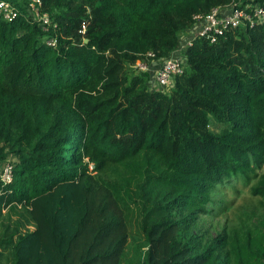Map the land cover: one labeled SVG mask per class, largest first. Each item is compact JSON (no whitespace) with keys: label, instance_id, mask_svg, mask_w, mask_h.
<instances>
[{"label":"trees","instance_id":"trees-1","mask_svg":"<svg viewBox=\"0 0 264 264\" xmlns=\"http://www.w3.org/2000/svg\"><path fill=\"white\" fill-rule=\"evenodd\" d=\"M6 1L0 264H128L137 240L134 264H264V18L190 31L215 8L259 20L247 3L264 0H41L47 29ZM169 58L183 73L164 93ZM237 181L258 205L203 224Z\"/></svg>","mask_w":264,"mask_h":264},{"label":"built area","instance_id":"built-area-1","mask_svg":"<svg viewBox=\"0 0 264 264\" xmlns=\"http://www.w3.org/2000/svg\"><path fill=\"white\" fill-rule=\"evenodd\" d=\"M33 2H36V3L32 5ZM41 5H42L41 0H31L30 5L28 7V12H29V16L32 17V20L39 22L44 27V29H47V24L50 23V16L46 12H42ZM247 6L254 10V15H256L257 18H260L259 20H256V21L253 20L252 18L253 15L251 16L250 14L246 13L247 11L246 12L239 11L238 9L234 12L233 15H231V16H235L236 21H230L227 19V17L218 18V9L215 8L212 11V13L207 15V17L205 18V24L201 27V30H202L201 33H206L207 31H210L213 27H215L217 24H220V23H224L225 26L231 25L235 27L238 24L240 25L242 23L240 22L241 17L242 18L244 17L246 19H251L252 24H255V22H263L264 7L255 5L253 6L254 7L253 8L250 3H248ZM15 8L16 7L13 5V3L9 1H6V0L0 1V15H2L4 18L8 20H13V18H15L18 15V11ZM206 25H208L209 27H207ZM242 25H245V24L243 23ZM193 29H196V27ZM47 42L51 45L57 44V40L54 37L47 38ZM174 62H177V61H175L172 58H169L168 60L164 62L162 66L154 70V73L152 74L151 81H150L152 87H155L157 84L162 85L163 83L164 84L169 83L171 82L174 73L182 72L181 63L177 62L178 65H175ZM138 66L139 68L143 70H149L148 65H147L148 67H145V68L141 67L139 64ZM12 177H13V164L11 163V161H8L4 165L2 171L0 172V179L4 182H10Z\"/></svg>","mask_w":264,"mask_h":264},{"label":"rangeland","instance_id":"rangeland-1","mask_svg":"<svg viewBox=\"0 0 264 264\" xmlns=\"http://www.w3.org/2000/svg\"><path fill=\"white\" fill-rule=\"evenodd\" d=\"M35 3L36 2H33L32 5ZM250 4L252 5V7L256 5L254 3H250ZM227 19L230 21H236L235 16H231V15L227 16ZM206 26L209 27L208 25ZM194 30H199V29L198 28L191 29L190 31L192 32ZM201 32L202 30L200 29L198 33ZM177 58L178 57H175L174 59L178 60ZM137 63L141 67L144 68L148 67L146 64L140 61H138ZM174 63L175 65H178L177 62ZM178 73H183V68H182V72H178ZM161 87L164 93H171L175 87V80L172 78L171 82L166 84L163 83ZM262 172H264V169L259 171V173ZM223 189L224 192H222L220 196L227 206L226 211L225 212L218 211L216 214H212L209 218H207L203 222V224L210 225V223H212L213 225L222 226L226 222L229 226L232 225L237 226L241 223L242 220L246 219L247 210L252 208L254 205H258L260 197L252 195L250 191V185H245L242 181H237L234 188L224 187ZM250 222L252 221H249V223ZM133 231L134 229L132 230L131 236H133ZM212 233L215 234L214 231ZM140 242H142V240L129 242L125 254V259L129 261L128 264H134L136 261H138V259H141V257L144 256V250L139 248Z\"/></svg>","mask_w":264,"mask_h":264},{"label":"clouds","instance_id":"clouds-1","mask_svg":"<svg viewBox=\"0 0 264 264\" xmlns=\"http://www.w3.org/2000/svg\"><path fill=\"white\" fill-rule=\"evenodd\" d=\"M247 5H248V3H247ZM256 5H258V6H260V4H256ZM264 7V6H263ZM153 89H156V90H158V91H162V92H164L163 90H162V87H161V85H156L155 87H153ZM92 167H94V165L93 164H91V168Z\"/></svg>","mask_w":264,"mask_h":264},{"label":"water","instance_id":"water-1","mask_svg":"<svg viewBox=\"0 0 264 264\" xmlns=\"http://www.w3.org/2000/svg\"><path fill=\"white\" fill-rule=\"evenodd\" d=\"M86 42H88V39H85Z\"/></svg>","mask_w":264,"mask_h":264}]
</instances>
